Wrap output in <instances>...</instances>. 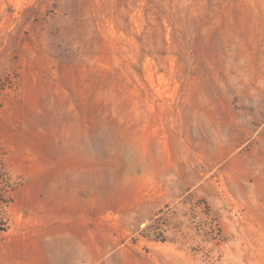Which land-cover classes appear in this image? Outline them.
I'll return each instance as SVG.
<instances>
[{
	"label": "rangeland",
	"instance_id": "1",
	"mask_svg": "<svg viewBox=\"0 0 264 264\" xmlns=\"http://www.w3.org/2000/svg\"><path fill=\"white\" fill-rule=\"evenodd\" d=\"M0 264H264V0H0Z\"/></svg>",
	"mask_w": 264,
	"mask_h": 264
}]
</instances>
